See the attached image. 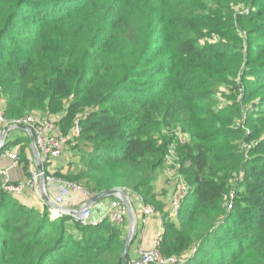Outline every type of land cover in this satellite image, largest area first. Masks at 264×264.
<instances>
[{
    "label": "trees",
    "instance_id": "trees-1",
    "mask_svg": "<svg viewBox=\"0 0 264 264\" xmlns=\"http://www.w3.org/2000/svg\"><path fill=\"white\" fill-rule=\"evenodd\" d=\"M108 1L0 0L3 117L12 121L48 110L59 115L62 134L78 123V142L68 149L72 156L80 152L78 163L69 160L46 174L92 194L125 188L155 209L161 204L154 200L151 181L175 144L189 192L175 220L164 216L160 252L183 264H264V93L259 94L264 72L241 51L191 40L179 45V60L146 58L140 69L128 57L112 61L103 54L139 36L136 24L146 21L143 10L150 12L146 26L162 30V43L170 12L179 6L189 27L201 32L223 23L235 27L245 19L221 14L220 7L230 8L226 0ZM124 8L137 23H124ZM257 34L264 38V28ZM254 44L263 59V42L252 37L249 48ZM182 65L188 73L156 89L142 88L136 80ZM221 69L223 81L243 71L247 84L242 97L232 96L226 104L228 117L202 103ZM173 127L187 132L186 143L177 141ZM27 141L24 134L4 147L18 145L24 161ZM13 194L0 187V264H125L120 225L52 218L46 204L27 206Z\"/></svg>",
    "mask_w": 264,
    "mask_h": 264
},
{
    "label": "rangeland",
    "instance_id": "rangeland-1",
    "mask_svg": "<svg viewBox=\"0 0 264 264\" xmlns=\"http://www.w3.org/2000/svg\"><path fill=\"white\" fill-rule=\"evenodd\" d=\"M96 1V0H95ZM99 3L107 4L108 0H98ZM217 1V0H215ZM231 2L230 8L224 7L225 10L220 7L221 14H228L232 15L233 18H242L245 19L246 23H236L235 27H230L228 24H220L217 27H213L210 29H204L202 32L199 30H195L187 24V21L185 20L186 15L182 13L180 6L172 10L170 13L171 19L169 20L167 24V32L164 33L166 36L165 43H162L159 41L158 34L162 32L161 29L157 32L155 27L149 26L147 27L145 23L148 24L149 20V13L147 11H142L145 14L146 21L142 23L136 24L138 27L137 33L139 36L135 39L132 37L131 41L125 39V43L119 44L115 46L114 50H106L104 51L108 54L109 58L112 61H116L119 59V57H128L131 59V62H137L138 69L141 67H144L148 61L147 59L153 58V62L155 63H162L169 61L171 58H177L179 56V45L185 41V40H191L196 42L198 45H207V44H215L219 47L222 51H233L234 49L237 52H242L243 55L247 59H252L253 63H255L256 68L259 69L260 74H263L264 72V58L260 59V52L258 46L255 44L252 45V49L249 48V41L250 38L255 37L257 41L263 42L264 44V38L256 36L258 35L257 32H260L264 28V0H226ZM95 3V2H94ZM130 5V4H128ZM105 6L104 8H106ZM123 15L126 16V19L124 20V23L126 25H132L135 22V16L132 15V17L129 16V13L127 11V8L122 9ZM169 13V12H168ZM185 15V16H184ZM228 23V22H227ZM151 25V24H149ZM26 31H32L31 26L27 25L25 27ZM248 31V32H247ZM224 34V36L221 35ZM117 34V33H116ZM232 37V38H230ZM234 38V39H233ZM156 42V43H154ZM158 47H161L158 49ZM158 49V50H157ZM234 52V51H233ZM110 53V54H109ZM152 53L154 55H152ZM147 54L146 56H144ZM151 55V56H150ZM107 56L105 57V59ZM143 58V59H142ZM181 58V57H180ZM104 58L98 59V61L105 60ZM179 60V59H178ZM262 60V61H261ZM261 61V62H260ZM259 62V63H258ZM224 64H220L219 67L222 68ZM188 67L181 66L180 69H175L174 71H166V72H160L157 74H150L145 75L141 79L137 78V82H140V87L145 89H156V85H161L162 83H171L175 79L178 80L181 78L180 72L188 73ZM143 72V71H141ZM224 74L223 69L220 70V77L219 79L213 80L214 87L212 88L213 93L208 97L204 98L202 101L205 106L213 107L214 109L220 110L222 114L225 115V117L230 116L231 113H229L227 108V103L234 97V98H240L246 93L245 85L246 82L243 79V71H240L237 76L230 77L226 81L222 80V76ZM264 93V89L261 90L262 94ZM233 96V97H232ZM257 97H254L252 100H258ZM0 99L3 100L2 95L0 94ZM249 103V102H248ZM246 106V105H245ZM38 111V110H36ZM33 111L31 113H40L42 115H48L52 116V114L48 113V110H40L39 112ZM57 117L59 115H56ZM173 130L176 131V136L185 135L187 134L186 131H182L180 127H173ZM25 134L20 129H12L9 132L8 138L9 140H13L14 138H18V136H21ZM78 142V140H75L70 147L74 143ZM30 141L25 143L24 151L27 150L29 146ZM79 152V151H78ZM74 152L73 155V162L78 163L80 152ZM1 158V157H0ZM176 160V159H173ZM177 161V160H176ZM72 164V166L74 165ZM157 173V170L155 171V174ZM16 196V194H13ZM108 198V197H107ZM105 199V198H104ZM128 229V228H127ZM127 232V230H126ZM126 235V234H125Z\"/></svg>",
    "mask_w": 264,
    "mask_h": 264
},
{
    "label": "built area",
    "instance_id": "built-area-1",
    "mask_svg": "<svg viewBox=\"0 0 264 264\" xmlns=\"http://www.w3.org/2000/svg\"><path fill=\"white\" fill-rule=\"evenodd\" d=\"M58 119L59 118L57 116L42 115L40 113H30L19 119L7 121L2 115V108L0 105V134L2 129L7 124L10 123L19 124V125L22 124L29 127L34 135L35 145L38 149L41 165H42V170L41 172H39L37 170L34 161H29L26 164V169L29 174L28 177L26 178L25 181L16 184L10 181V178L8 177L7 174V169L1 168L0 169V178H2V180H0L1 188L13 193H21L25 188H31L37 190L39 189V179L41 175L45 177V181L46 180L57 181V179L54 176L48 175L46 174V172L52 171V168H54V166L57 165V163L65 155L70 143H73L75 140H77L80 134V127L78 123H75L73 127L66 134L60 133L58 131ZM25 134L27 135L26 131ZM176 138L177 141L180 142L181 144H184L188 141L187 134L180 136L177 135ZM10 141L12 140H9L7 135L1 147V149L5 148L1 153V155L8 156L12 160V166H20L21 159L19 156L18 145L8 148L4 147L5 144ZM247 147L250 146L248 145ZM173 159H176L177 161ZM164 161L167 162L169 167L171 166V168L176 167L179 169V159L175 150V144L170 146ZM173 164L175 165L173 166ZM180 176H181L180 181H178L176 188L173 190L169 198L170 209H169L168 218L173 220L177 218L182 202L189 192V186L187 185L181 174ZM58 181H59L58 194L54 198H52V201L56 204L62 205L64 198L68 196L70 192L73 190H83L87 194H89L90 197L94 195L88 192L86 189H84L83 186H81L78 183L70 182L66 180H59V179ZM125 190L126 189L124 188V191ZM91 208L92 207H86L82 209L79 215V219L83 224L97 225L98 223L104 220H108L111 223L120 224L124 222L127 216V209L126 206L123 204L120 195H116V197L110 201L106 211L95 218L92 216ZM51 212L52 213H50V215L52 218H56L62 215L53 209H51ZM142 213H143L142 221L146 222L148 217L154 213V209L151 206L145 205L142 210ZM161 238L162 236H159L155 242V245L151 248H146V249L139 248L138 251L139 256L136 259L131 260V264H183L182 259L176 256L167 257L160 252L159 245Z\"/></svg>",
    "mask_w": 264,
    "mask_h": 264
},
{
    "label": "crops",
    "instance_id": "crops-1",
    "mask_svg": "<svg viewBox=\"0 0 264 264\" xmlns=\"http://www.w3.org/2000/svg\"><path fill=\"white\" fill-rule=\"evenodd\" d=\"M1 107L4 106V101H0ZM24 133L25 131L22 130ZM9 135V134H8ZM24 135V134H23ZM22 136V135H21ZM20 137V136H18ZM14 140V139H13ZM63 158L54 166L53 169H56L60 166H66V163L69 160H73L72 153L68 150ZM23 153V152H22ZM24 161L21 160L20 166H12V160L5 155L0 154V169H7L8 177L12 183H19L26 180L28 177V171L26 169V164L29 161H33L32 151L30 147L26 151H24L23 155ZM176 164V163H175ZM173 164V166L175 165ZM157 173L153 177L151 181L152 193L154 195V200L160 202L161 206L158 209L149 203H145L141 197L137 194L132 193L129 190H125L126 195L130 201L131 207L133 209V213L135 216V229L134 235L130 243L129 247V256L130 259H136L138 255L139 248H151L155 245V242L159 236H162L164 229V216L169 214L170 209V195L173 190L176 188L178 181H180V173L178 168H171L167 164V162H163L157 169ZM55 180H46L45 181V191L49 195V197L54 198L58 194L59 180H63L57 178ZM2 180V178H0ZM14 196L17 200L24 203L27 206H35L37 208H42L45 204L43 201L39 189H31L25 188L21 193H15ZM116 195L110 196L105 199L98 200L91 208L92 216L95 218L101 214H103L110 201L115 198ZM90 198V195L87 194L83 190H73L70 192L68 196H66L63 200L62 205L67 208H77L81 206L86 200ZM145 205L151 206L154 209V213L151 214L146 222H143V213L142 210ZM49 213L51 212V208H49ZM168 218V217H167ZM128 212L124 222L117 224L120 225L122 230L124 231V237L126 234V230L128 228Z\"/></svg>",
    "mask_w": 264,
    "mask_h": 264
},
{
    "label": "water",
    "instance_id": "water-1",
    "mask_svg": "<svg viewBox=\"0 0 264 264\" xmlns=\"http://www.w3.org/2000/svg\"><path fill=\"white\" fill-rule=\"evenodd\" d=\"M14 128L24 130L27 132V137L30 141L29 146L31 148L32 155H33V161L37 167V170L39 172H41L42 165H41L39 152H38V149L35 145L34 135H33L32 131L29 127L22 125V124L21 125L13 124V123L7 124L2 129L1 134H0V150H1L2 144H3L6 136ZM39 193H40L43 201L45 202V204L47 206H49V208L55 210L56 212H58L62 215L75 217L77 219H79V215H80L82 209H84L86 207H92L98 200H101V199H104V198H107L110 196H114V195H120L123 204L126 206V209L128 212V221H129L128 229H127L126 235L124 237V243H123V258L125 260V264H131V259L129 256V247H130V243H131V240L133 238V235H134L135 216H134L130 201L128 199V196L126 195V193L124 191V188H112L110 190L102 191L100 193L92 195L88 200H86L81 206H79L77 208H67L63 205L56 204L52 201V198L49 197V195L45 191V177L43 175H41L40 179H39Z\"/></svg>",
    "mask_w": 264,
    "mask_h": 264
}]
</instances>
